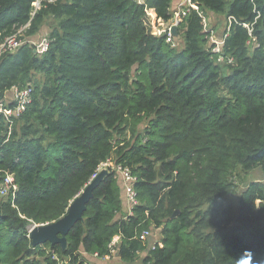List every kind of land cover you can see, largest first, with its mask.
I'll return each instance as SVG.
<instances>
[{
  "label": "trees",
  "instance_id": "16d2710c",
  "mask_svg": "<svg viewBox=\"0 0 264 264\" xmlns=\"http://www.w3.org/2000/svg\"><path fill=\"white\" fill-rule=\"evenodd\" d=\"M171 2L0 0V43L58 19L42 55L24 43L0 56V101L31 88L18 117L0 114V182L17 185L0 199V264H96L114 252L127 264L143 252L141 264H238L246 254L264 264V179L241 192L233 181L264 174V0H192L227 18L219 52L192 8L174 35L182 43L157 34ZM107 160L135 177L132 214L118 217L122 186L108 168L65 247L32 245L30 226L61 219Z\"/></svg>",
  "mask_w": 264,
  "mask_h": 264
},
{
  "label": "built area",
  "instance_id": "2783aa9c",
  "mask_svg": "<svg viewBox=\"0 0 264 264\" xmlns=\"http://www.w3.org/2000/svg\"><path fill=\"white\" fill-rule=\"evenodd\" d=\"M135 3L143 4L145 3V0H132ZM35 7H38V3H35ZM195 9L198 13V15L202 18L203 26L208 29V20L207 15H205L202 11H200L196 4L192 2V0H182L181 7L178 11L174 12L171 19L166 22H160L159 23V29L157 34L165 33L166 34V41L170 43L173 47H176V40H174V35L171 32V29L173 26H178V24L181 22L182 18L186 15V13L189 11V9ZM248 27L247 25H245ZM25 27H22L19 29L16 33L8 35L4 38V40L0 43V56L6 53H14L22 44L24 43H30L34 46V52L38 55H42L45 53L49 48V39L48 37L42 38L41 41L38 43H32L30 38H20L18 37V33H20ZM210 33V29H208ZM211 37V33L210 36ZM225 37V34H224ZM223 36L220 38V40H211L214 43V46L212 48L213 52H219L220 47L223 44ZM218 62H222L223 59L219 57ZM8 92L11 93V101L13 105L11 107L6 106V99ZM30 93L31 88L29 86L18 88L16 86L12 87L9 91L6 92V95H4L3 100L0 101V114L4 116L5 119L15 116L18 117L23 110L25 109L26 103L30 101ZM108 168H111L115 174L118 176V179L120 181V184H122V190L124 193V200H125V215H131L132 209L139 204L136 193L133 189V182L135 181V177L132 176L127 168H123L120 165L112 164L109 160L102 163L96 172L91 176L89 183L95 179L102 170L107 171ZM88 183V184H89ZM8 190V194H11V196H15V192L17 191V185L13 181V177L11 175H6L3 180L0 182V194H5L4 191ZM150 233L147 231H144L141 236L147 237ZM117 238H114L113 244L116 242ZM159 242H156L157 244ZM154 245V244H153Z\"/></svg>",
  "mask_w": 264,
  "mask_h": 264
},
{
  "label": "rangeland",
  "instance_id": "374dc122",
  "mask_svg": "<svg viewBox=\"0 0 264 264\" xmlns=\"http://www.w3.org/2000/svg\"><path fill=\"white\" fill-rule=\"evenodd\" d=\"M206 13H207L206 15H207V20H208V29H210V33H211V37H209V44L213 45L214 43L211 40L217 41V40H220V38L222 36L224 37V32H225V28L227 26L228 21H227V18H225L222 14H213V13H210L208 11ZM57 22H58L57 18H54L52 16L45 17L41 26H40L39 31L35 35L30 37L31 42L32 43H38L39 41H41L42 38L48 37L51 29L57 25ZM181 41H182L181 39H178L175 42L180 43ZM32 78L35 80H40L42 78L41 73L40 72H34ZM6 100H8V102H9L8 98ZM104 170H102V171H104ZM259 179H264V174L260 171V169L254 168L247 173L239 172V174L234 176L233 181L238 185V192H241L249 182L259 180ZM84 191L85 190L83 189L74 198V200H72L71 203H73L75 200H77L79 197H81V195L84 193ZM8 192L9 191L6 189L4 191V193H5L4 195L0 194V199L6 198ZM229 199L231 201H233L234 203H236L237 197L233 196V197H230ZM159 232H160V230H158V229L152 230L153 234H152V236H150L151 237L150 238V240H151L150 244L153 245L156 242H160L161 236H160ZM144 255H145L144 252L140 253V257L138 259H136V261L134 263H131V264H141V260H142Z\"/></svg>",
  "mask_w": 264,
  "mask_h": 264
},
{
  "label": "water",
  "instance_id": "95a60500",
  "mask_svg": "<svg viewBox=\"0 0 264 264\" xmlns=\"http://www.w3.org/2000/svg\"><path fill=\"white\" fill-rule=\"evenodd\" d=\"M171 32L176 36L177 27L173 26ZM105 174L106 171L100 172L98 176L84 188V193L81 195V197L70 204L67 213L61 219L49 224L30 226L29 237L31 238L32 245H38L45 242H58L62 245V247H65V236L74 226V224L82 219L83 213L86 209V204L92 196V189L98 184ZM176 213L177 211L174 214ZM34 226V231H31Z\"/></svg>",
  "mask_w": 264,
  "mask_h": 264
},
{
  "label": "crops",
  "instance_id": "0c3cea01",
  "mask_svg": "<svg viewBox=\"0 0 264 264\" xmlns=\"http://www.w3.org/2000/svg\"><path fill=\"white\" fill-rule=\"evenodd\" d=\"M181 3H182V0H172L171 2L172 14L180 9ZM7 98L9 99V101H11V93L8 92ZM122 198H123V206H122L123 208H122V212L118 214V217H121V215L123 216V214H125V200H124L123 190H122ZM91 260L95 262L96 264H127V263H123L122 261H120L119 257L117 256L115 252L111 256L106 257L104 259L93 258Z\"/></svg>",
  "mask_w": 264,
  "mask_h": 264
},
{
  "label": "clouds",
  "instance_id": "9594fccd",
  "mask_svg": "<svg viewBox=\"0 0 264 264\" xmlns=\"http://www.w3.org/2000/svg\"><path fill=\"white\" fill-rule=\"evenodd\" d=\"M245 261H247V264H250V261H251V256L250 254H246V258L239 261L238 264H245Z\"/></svg>",
  "mask_w": 264,
  "mask_h": 264
},
{
  "label": "bare ground",
  "instance_id": "6f19581e",
  "mask_svg": "<svg viewBox=\"0 0 264 264\" xmlns=\"http://www.w3.org/2000/svg\"><path fill=\"white\" fill-rule=\"evenodd\" d=\"M34 228H35V227H33V228L31 229V231H34Z\"/></svg>",
  "mask_w": 264,
  "mask_h": 264
},
{
  "label": "snow or ice",
  "instance_id": "6c2138e0",
  "mask_svg": "<svg viewBox=\"0 0 264 264\" xmlns=\"http://www.w3.org/2000/svg\"><path fill=\"white\" fill-rule=\"evenodd\" d=\"M245 264H247V261H245Z\"/></svg>",
  "mask_w": 264,
  "mask_h": 264
}]
</instances>
